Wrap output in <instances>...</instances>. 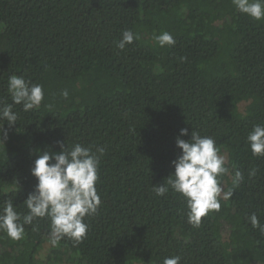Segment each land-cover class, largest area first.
<instances>
[{
	"label": "trees",
	"instance_id": "1",
	"mask_svg": "<svg viewBox=\"0 0 264 264\" xmlns=\"http://www.w3.org/2000/svg\"><path fill=\"white\" fill-rule=\"evenodd\" d=\"M125 30L139 39L120 50ZM165 31L174 46L153 40ZM12 74L42 85L44 100L28 112L13 105L15 125L0 121V207L12 200L27 213L37 183L30 169L43 152L59 153L61 143L105 151L101 204L85 217L82 241L65 237L53 247L50 221L37 218L20 240L0 232V264H163L173 256L180 264H264V234L248 219L255 213L264 225V156L247 144L264 125V20L238 13L232 0H0V107L12 103ZM192 131L212 137L225 166L244 176L199 227L182 196L152 190L174 172L177 137ZM222 181L232 188L231 176Z\"/></svg>",
	"mask_w": 264,
	"mask_h": 264
},
{
	"label": "clouds",
	"instance_id": "2",
	"mask_svg": "<svg viewBox=\"0 0 264 264\" xmlns=\"http://www.w3.org/2000/svg\"><path fill=\"white\" fill-rule=\"evenodd\" d=\"M238 13L255 21L264 20V0H232ZM139 39L132 30H125L116 46L124 50L126 45ZM155 43L164 48L174 46L176 41L169 32L153 35ZM183 59V58H181ZM7 91L12 103L0 107V121H7L9 126L15 125L18 115L13 105H22L23 111L39 108L44 100L43 86L31 84L23 76L12 74L8 78ZM67 98L68 92L63 91ZM0 133L7 138V131L0 125ZM188 129L180 130V136H187ZM176 139V146L181 154L172 161L174 172L162 185H153L156 196H164L169 189L183 197L188 209V222L199 227L202 218L210 212H219L221 200H230L233 190L243 181L242 172L235 169L231 172L226 167V157L212 137L201 136L192 131L191 139ZM0 142L3 143L2 140ZM59 143V142H58ZM247 144L254 156H264V125H255L247 136ZM59 153L43 152L34 160L31 175L37 183L23 204L26 214L17 211L12 200H6L0 207V232L12 240H20L25 235V225H32L37 218L47 217L50 221L49 241L55 247L60 240L67 237L79 243L86 236L88 225L85 217L97 214L101 204L96 183L99 179L100 158L104 148L93 152L90 147L76 143L72 146L60 144ZM98 153V154H97ZM231 176L232 188L226 189L222 177ZM256 175V169L248 173ZM253 228H259L264 234V225L255 213L249 218ZM180 257L165 258L163 264H180Z\"/></svg>",
	"mask_w": 264,
	"mask_h": 264
},
{
	"label": "rangeland",
	"instance_id": "3",
	"mask_svg": "<svg viewBox=\"0 0 264 264\" xmlns=\"http://www.w3.org/2000/svg\"><path fill=\"white\" fill-rule=\"evenodd\" d=\"M244 105H245V104H241V105H240V108H243ZM227 235H228V229H227V226L225 225V226L223 227V238L226 239V238H227ZM49 251H50V245H45L44 248L42 249V251L39 253L37 259H38L39 261L44 262V261H45V258H46V255L49 253ZM63 264H70V263H68V262L66 261V262H64Z\"/></svg>",
	"mask_w": 264,
	"mask_h": 264
}]
</instances>
